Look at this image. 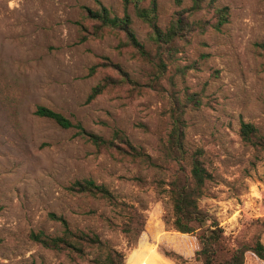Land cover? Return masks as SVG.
Returning a JSON list of instances; mask_svg holds the SVG:
<instances>
[{"label": "rangeland", "instance_id": "obj_1", "mask_svg": "<svg viewBox=\"0 0 264 264\" xmlns=\"http://www.w3.org/2000/svg\"><path fill=\"white\" fill-rule=\"evenodd\" d=\"M98 3L123 12L122 0H0V264H88L31 241V231H60L50 213L97 233L124 254V264H200L194 257L196 233L172 228L163 189L176 165L163 158L161 139L170 129L174 95L186 91L200 98V106L185 114L186 149L203 148L212 174L200 208L218 220L231 244L250 243L258 235L264 245V151L243 144L238 134L240 122L249 121L264 136V53L256 47L264 43V0H204L190 20H208L206 30L187 32L161 74L122 46L119 32L81 40L82 7ZM157 3L164 27L192 0ZM215 6L229 10L219 29L211 26ZM128 12L137 38L154 54L148 26L134 16L131 4ZM113 64L136 85L108 87L86 102L104 77L119 76ZM37 105L105 139L123 131L155 165L94 145L76 128L37 116ZM83 178L106 185L143 213L145 226L136 243L120 231L121 209L68 190ZM245 264L264 262L247 253Z\"/></svg>", "mask_w": 264, "mask_h": 264}, {"label": "trees", "instance_id": "obj_2", "mask_svg": "<svg viewBox=\"0 0 264 264\" xmlns=\"http://www.w3.org/2000/svg\"><path fill=\"white\" fill-rule=\"evenodd\" d=\"M122 1L123 12L120 15L101 3H98L96 8L83 6L82 21L79 22L81 40L91 35L102 36L105 31L119 32L123 35L122 46L131 47L141 59L155 64L159 74L164 72L166 60H172L177 53L178 41L189 31H205L207 24L210 23L208 20H190L191 15L202 9L204 0H192L189 8L177 12L164 27L158 23L157 0H149L146 5L143 3L144 0ZM130 4L134 16L149 28L148 39L155 45L154 54L148 51L137 38L132 26V16L128 12ZM214 16L215 21L211 26L219 29L228 22L229 10L226 6H215ZM256 47L264 53V43H257ZM113 65L118 70L119 76L104 77L91 88L86 102L92 101L108 87L121 83L136 85L119 65ZM93 71L94 66H91L90 72ZM199 106L200 98L197 93L186 91L182 97L174 95L169 111L170 129L161 139L163 158L176 165V169L165 181V188H163L170 206L171 226L180 233H196L199 248L195 251L194 257L200 264H245L247 253L253 255L258 261L264 262V245L258 235L254 236L250 243L231 244L218 220L200 208L198 204L204 193V185L212 179V174L206 165L203 148L196 146L190 151L186 149L185 114L188 107L196 109ZM34 113L54 121L60 127L76 128L78 135L98 147L114 148L123 156L155 165L150 156L137 149L119 129L113 132L111 138L105 139L85 130L79 123L72 122L69 117L47 106L37 105ZM238 134L243 144L258 151H264V136L252 122L241 121ZM135 179L141 182L140 177ZM157 181L161 185L162 180ZM68 190L103 199L109 205L121 209L123 220L120 231L128 241L136 243L139 240L144 230L145 218L137 206L118 200L106 185L90 178L75 180ZM49 217L59 224L60 231L54 234L47 233L43 229L31 231L29 233L31 241L44 249L65 254L70 259L84 258L88 264H124V254L103 241L94 231L71 227L67 219L61 215L50 213ZM175 257L182 259L177 254Z\"/></svg>", "mask_w": 264, "mask_h": 264}]
</instances>
